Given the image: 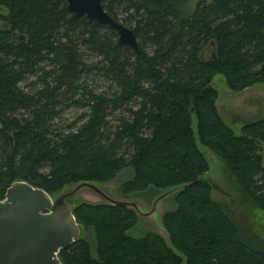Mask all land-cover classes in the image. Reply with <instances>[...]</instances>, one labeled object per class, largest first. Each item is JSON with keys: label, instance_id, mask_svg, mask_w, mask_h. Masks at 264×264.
Listing matches in <instances>:
<instances>
[{"label": "trees", "instance_id": "1", "mask_svg": "<svg viewBox=\"0 0 264 264\" xmlns=\"http://www.w3.org/2000/svg\"><path fill=\"white\" fill-rule=\"evenodd\" d=\"M103 7L134 32L139 53L108 26L73 17L66 0H0V199L16 180L52 197L122 172L125 197L154 199L184 184L161 215L167 238L129 235L138 219L132 209L74 202L82 234L58 252L61 264H264V239L212 197L198 147L217 154L243 200L264 212V118L235 134L211 84L216 73L233 91L264 82V0H103ZM93 72L116 89L90 88L84 77ZM69 107L82 109L80 123L60 129L54 121Z\"/></svg>", "mask_w": 264, "mask_h": 264}, {"label": "water", "instance_id": "2", "mask_svg": "<svg viewBox=\"0 0 264 264\" xmlns=\"http://www.w3.org/2000/svg\"><path fill=\"white\" fill-rule=\"evenodd\" d=\"M66 8L73 17L84 15L108 26L116 32L120 44L140 52L134 32L111 16L103 7V0H66ZM186 186L183 184L161 191L147 209L139 200L112 195L106 183L79 181L52 197L26 181H13L0 199V264H61L58 252L82 234V228L73 215V203L77 202L73 198L82 191L100 199L99 202H87L126 207L139 217L158 221L163 234L158 233L167 238L161 223L163 201Z\"/></svg>", "mask_w": 264, "mask_h": 264}, {"label": "rangeland", "instance_id": "3", "mask_svg": "<svg viewBox=\"0 0 264 264\" xmlns=\"http://www.w3.org/2000/svg\"><path fill=\"white\" fill-rule=\"evenodd\" d=\"M196 2L197 0H191L193 4ZM120 22L123 23L121 19ZM82 53L86 55L85 58L89 61L97 60V57L85 47L82 48ZM84 78L89 87L95 91L108 93L110 90L113 91L116 89V83L102 74L97 75L93 72ZM31 80H33V77H29L26 81L22 82L21 86L28 89L27 83ZM211 84L217 91V98L215 101L217 111L221 119L235 134L238 135L241 133V128L244 123L258 118H264V82L256 83L242 90L233 91L228 88L224 76L220 73H216L212 78ZM81 112V108L69 107L62 111L55 119V125L63 129L66 128L65 126L67 124L72 122L79 124L78 116ZM192 126L193 130L196 132V119L194 116ZM198 147L203 152L209 165L208 171L203 176L207 178L211 184L212 197L214 200L223 207L238 226L241 225L243 228H246L248 231L264 239V212L251 205L248 201L245 202L243 200L238 185L235 183L232 175L228 172L222 159L217 154L199 142ZM128 177L129 173L126 172L117 175L114 180L106 183L108 191L114 196L124 198L125 196L121 194L120 188L122 182ZM156 192L153 193L156 194ZM159 193L160 192H158V194ZM125 198L139 200L145 208L149 209L153 196L152 193L143 192L126 195ZM73 199L74 201H100L98 197L88 191L78 193ZM172 207L173 202L171 199L163 201L162 211L170 210ZM151 231L163 234L158 221H153L150 217L138 216L135 226L128 231V234L134 237H141L145 233ZM87 235L88 233L85 234V238L91 240Z\"/></svg>", "mask_w": 264, "mask_h": 264}]
</instances>
